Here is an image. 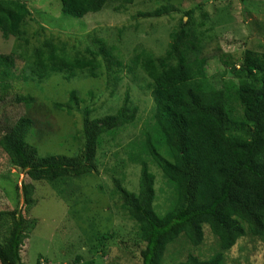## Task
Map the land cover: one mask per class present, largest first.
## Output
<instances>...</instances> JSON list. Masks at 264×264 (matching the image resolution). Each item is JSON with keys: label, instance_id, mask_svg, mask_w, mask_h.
<instances>
[{"label": "trees", "instance_id": "1", "mask_svg": "<svg viewBox=\"0 0 264 264\" xmlns=\"http://www.w3.org/2000/svg\"><path fill=\"white\" fill-rule=\"evenodd\" d=\"M60 1L63 16L76 19L100 13L108 4L118 5L120 11L136 2ZM172 11H176L172 5H162L147 16L160 18ZM32 14L26 2L0 0V33L6 39H16L14 51L0 55V93L11 90L19 61L32 66L39 84L54 74L69 75H64L66 81L83 73L100 78L104 60L109 65L103 76L108 86L116 87L122 82L123 64L113 61L119 58L118 49L107 46L96 32L89 36L86 46L77 44L69 48L66 43L46 38L33 48L27 32L30 22L35 21ZM193 15L194 11L184 13L169 35L164 56L156 57L144 48L137 49L125 67L135 78V70L143 73L139 88L153 99V108L143 129L125 146L126 158L111 169L112 188L103 180L102 183L106 189L110 188L107 197L121 215L120 220L133 226L135 245L143 247L139 250L142 264H228L227 253L241 241L264 244V51L246 49L240 58L223 53L219 61L231 76L228 80L223 77L221 86L214 84L204 59L190 61L192 51L200 49L199 31L205 25L197 24ZM43 31L41 27L35 36ZM21 79L29 80L25 72ZM69 98L67 111L72 115V109L78 108L83 100L75 90ZM13 99L25 107L37 103L29 95ZM53 105L58 111H66L62 104ZM130 105L127 93L116 114L96 120L90 119L91 108H85L83 131L76 135L79 141L76 157L40 156L27 142L36 125L29 117H21L4 129L0 149L32 182L48 183L69 200L78 199L75 205H79L78 195L84 191L86 196L100 186L95 175L103 136H113L136 123L138 108L132 109ZM128 166L140 168L136 191L126 186ZM151 166L162 173L171 190L164 208L158 204L156 176ZM88 176L91 179L82 180ZM23 189L25 205L30 210L35 204L32 187L25 185ZM2 222L9 227L7 238L0 241V264H28L23 262L21 253L36 228V221L29 220L17 208L0 212ZM103 225L108 234L91 238V249L99 259L109 256L115 246L107 249L108 244L117 236L116 229L110 231L114 218ZM206 229L214 240L211 246H206ZM123 250L131 255L135 251L128 245ZM240 252L247 254L248 248L242 247Z\"/></svg>", "mask_w": 264, "mask_h": 264}, {"label": "rangeland", "instance_id": "2", "mask_svg": "<svg viewBox=\"0 0 264 264\" xmlns=\"http://www.w3.org/2000/svg\"><path fill=\"white\" fill-rule=\"evenodd\" d=\"M21 1L26 2L33 12L35 21H31L27 28L33 48L38 47L46 38L55 43H66L69 48L77 44L86 46L89 36L96 32L107 46L118 49L119 58L115 57L113 61L123 64V80L116 87L108 86L103 76L108 72L109 65L104 60L99 71L100 78L94 79L88 73H83L66 81L64 75H69L54 74L49 80L39 84L32 74V66L19 61L14 73L16 79L11 81V90L7 94L0 93V137L11 122L21 117H29L36 125L27 142L38 150L40 156L76 157L79 153L76 135L83 131L85 108L90 107L93 111L91 120L114 115L124 103L127 93L130 95V108H138L135 124L125 126L113 136H103V144L98 153V174L95 175L100 186L86 196L84 191L78 195L81 199L79 205H75L78 199L69 200V197L55 191L48 183L32 182L10 163L9 158L0 149V212L18 208L29 220L37 223L22 248L23 262L142 264L139 252L142 246L135 245L137 240L133 226L129 221L120 220L121 215L115 211L112 200L107 197L110 188L106 189L102 183L103 180L112 188L111 169L121 165L122 160L126 158L125 146L132 140V136L143 129V124L153 108V99L139 88L145 77L143 73L135 70V78L125 67L129 65L137 49L144 48L156 57L164 56L170 33L178 26L185 12L194 11L196 23L204 22L205 25L199 31L202 36L200 49L192 51L190 61L204 59L210 80L221 86L223 77L228 80L231 76L219 61L223 53H231L240 58L246 49L264 51V0H165L160 3L136 0L133 5H127L126 9L120 11L116 8L118 5L108 4L102 12L89 14L82 19L63 16L60 0ZM168 4L176 10L172 11V16H147L162 5ZM185 20L187 21L186 18ZM41 27L44 31L35 36V32H39ZM15 40L13 37L6 39L0 33V55L14 51ZM100 58L104 59L103 56ZM115 69L119 70L117 67ZM24 72L28 81L21 79ZM73 90L79 92L83 101L78 108L72 109L71 115L67 109L70 104L69 94ZM90 93H93L92 97ZM19 95H29L35 98L37 103L26 107L16 104L13 98ZM54 103L64 105L66 111L56 110ZM151 170L156 176L158 204L164 208L171 190L162 173L153 166ZM125 174L126 186L136 191L140 168L128 166ZM86 179H91V176L82 180ZM25 185H30L33 191L32 199L35 204L30 210L25 205ZM110 218H114V228L110 231L116 229L117 236L110 241L107 249L111 246L115 248L110 251L108 257L95 258L91 249V238L97 234H108L109 230L103 223ZM8 227V223H0V241L7 238ZM205 236L206 246H211L214 240L208 229L205 230ZM123 243L135 249L133 255L124 252ZM242 247L248 248L247 254L240 252ZM227 258L228 264H262L264 244L250 240L241 241L240 245L227 253Z\"/></svg>", "mask_w": 264, "mask_h": 264}]
</instances>
